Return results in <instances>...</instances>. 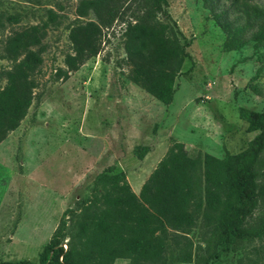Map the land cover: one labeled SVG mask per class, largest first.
Segmentation results:
<instances>
[{
    "label": "rangeland",
    "instance_id": "1",
    "mask_svg": "<svg viewBox=\"0 0 264 264\" xmlns=\"http://www.w3.org/2000/svg\"><path fill=\"white\" fill-rule=\"evenodd\" d=\"M80 1L0 0V89L11 69L1 57L5 39L22 28L47 24L32 104L0 144V263L39 264L62 213L90 198L93 180L103 169L124 172L139 194L174 142L191 156L223 158L246 149L257 134L240 119L239 109L264 110V45L255 50L248 42L225 51L226 35L200 0H168L159 19L179 33L189 57L175 80L171 103L163 105L129 79L120 20L102 31L97 56L65 79L56 76L71 52L67 36ZM214 2L226 10L227 20L237 16L234 0ZM248 3L264 11V0ZM94 20L91 13L80 18ZM138 145L149 148L142 160L133 154ZM258 169L264 187V154ZM261 217L264 190L252 221ZM168 234L160 264H195V256L207 255L210 235L201 219L188 235ZM185 251L192 262L178 260ZM114 264L130 262L117 259ZM209 264H264V238H240Z\"/></svg>",
    "mask_w": 264,
    "mask_h": 264
},
{
    "label": "trees",
    "instance_id": "2",
    "mask_svg": "<svg viewBox=\"0 0 264 264\" xmlns=\"http://www.w3.org/2000/svg\"><path fill=\"white\" fill-rule=\"evenodd\" d=\"M200 1L225 33V51L239 50L248 42H253L255 50L264 45L263 10L248 0H234L237 16L229 21L226 10H219L214 0ZM167 6L168 0H81L77 21L67 36L71 52L64 56V67L56 76L65 79L97 56L102 31L120 20L125 24L129 79L158 102L169 105L175 80L189 55L179 33L159 19ZM89 13L94 21H80ZM49 16L55 14L49 12ZM46 27V23L28 26L4 41L1 57L11 62V69L0 89V144L19 127L32 104ZM239 117L257 132L246 149L223 158L191 156L182 143L174 142L139 194L132 191L124 172L115 171L113 166L103 169L93 180L90 198L62 213L39 254V264H114L117 259L130 264H160L170 239L168 231L188 235L200 219L210 237L207 255L195 256V264H209L240 238L262 240L264 217L252 220L264 190L258 181L264 154V110L240 108ZM148 152L147 146L133 149L139 160ZM192 259L189 251L178 258L183 263Z\"/></svg>",
    "mask_w": 264,
    "mask_h": 264
}]
</instances>
